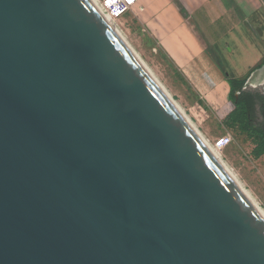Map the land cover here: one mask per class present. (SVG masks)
Wrapping results in <instances>:
<instances>
[{"label": "water", "instance_id": "95a60500", "mask_svg": "<svg viewBox=\"0 0 264 264\" xmlns=\"http://www.w3.org/2000/svg\"><path fill=\"white\" fill-rule=\"evenodd\" d=\"M0 264H264V223L88 0H0Z\"/></svg>", "mask_w": 264, "mask_h": 264}, {"label": "crops", "instance_id": "0c3cea01", "mask_svg": "<svg viewBox=\"0 0 264 264\" xmlns=\"http://www.w3.org/2000/svg\"><path fill=\"white\" fill-rule=\"evenodd\" d=\"M129 14L208 104L232 106L228 80L264 71L261 0H137Z\"/></svg>", "mask_w": 264, "mask_h": 264}, {"label": "rangeland", "instance_id": "374dc122", "mask_svg": "<svg viewBox=\"0 0 264 264\" xmlns=\"http://www.w3.org/2000/svg\"><path fill=\"white\" fill-rule=\"evenodd\" d=\"M116 26L208 147L264 211V154L255 156L258 137L253 132L264 114V71L253 74L244 84L243 92L253 99L250 125L246 128L228 118L233 106L221 108L200 98L132 15L124 14ZM220 139L225 145L217 149Z\"/></svg>", "mask_w": 264, "mask_h": 264}, {"label": "bare ground", "instance_id": "6f19581e", "mask_svg": "<svg viewBox=\"0 0 264 264\" xmlns=\"http://www.w3.org/2000/svg\"><path fill=\"white\" fill-rule=\"evenodd\" d=\"M88 1L92 5V7L97 11V13L101 16L103 21L108 25L111 31L115 34V36L118 38L120 43L125 47L128 53L132 56V58L140 66L142 71L147 75V77L150 79L152 84L155 86L158 92L162 95L165 101L169 104L172 110L180 117V119L184 122L187 128L200 140V142L203 144V146L205 147V149L207 150V152L209 153L213 161L219 167V169L223 172V174L228 178V180L233 184V186L238 190V192L243 196V198L247 201L250 207L254 210L257 216L264 223V211L261 210L256 205V203L252 200L251 196L241 187V185L236 181L234 176L228 171L225 165L218 159V157L214 154V152L208 147V145L205 143L202 137L198 134V132L190 124L188 119L180 111V109L178 108L176 103L173 101V99L170 97V95L166 92V90L162 87V85H160V83L158 82L156 77L152 74V72L147 68V66L145 65V62L141 60V58L137 55V53L126 42L124 36L120 32V30L117 28L116 23L104 14L102 7H101V2L99 0H88Z\"/></svg>", "mask_w": 264, "mask_h": 264}, {"label": "trees", "instance_id": "16d2710c", "mask_svg": "<svg viewBox=\"0 0 264 264\" xmlns=\"http://www.w3.org/2000/svg\"><path fill=\"white\" fill-rule=\"evenodd\" d=\"M245 81L228 80L229 92L228 100L233 106L232 112L228 115L229 119L234 122H241L246 128L250 125L249 114L253 108V99L246 95L242 89ZM238 94V95H237ZM254 134L258 137V144L255 150V156L264 154V132L258 127L253 129Z\"/></svg>", "mask_w": 264, "mask_h": 264}, {"label": "built area", "instance_id": "2783aa9c", "mask_svg": "<svg viewBox=\"0 0 264 264\" xmlns=\"http://www.w3.org/2000/svg\"><path fill=\"white\" fill-rule=\"evenodd\" d=\"M100 2L104 14L116 23L124 14L130 12L137 0H101ZM224 145L223 140L220 139L215 147L220 149Z\"/></svg>", "mask_w": 264, "mask_h": 264}, {"label": "flooded vegetation", "instance_id": "af4514ba", "mask_svg": "<svg viewBox=\"0 0 264 264\" xmlns=\"http://www.w3.org/2000/svg\"><path fill=\"white\" fill-rule=\"evenodd\" d=\"M245 90V87H243L242 91ZM238 95V94H237ZM263 107V105H261ZM250 115V114H249ZM249 121H250V116H249ZM258 128L264 132V114H261V120Z\"/></svg>", "mask_w": 264, "mask_h": 264}]
</instances>
